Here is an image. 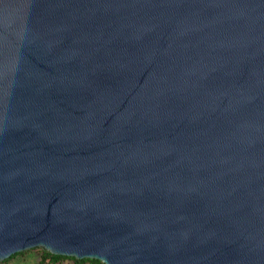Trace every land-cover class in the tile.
<instances>
[{
	"label": "water",
	"instance_id": "95a60500",
	"mask_svg": "<svg viewBox=\"0 0 264 264\" xmlns=\"http://www.w3.org/2000/svg\"><path fill=\"white\" fill-rule=\"evenodd\" d=\"M264 264V0H0V263Z\"/></svg>",
	"mask_w": 264,
	"mask_h": 264
},
{
	"label": "trees",
	"instance_id": "16d2710c",
	"mask_svg": "<svg viewBox=\"0 0 264 264\" xmlns=\"http://www.w3.org/2000/svg\"><path fill=\"white\" fill-rule=\"evenodd\" d=\"M29 253H36L39 256V261L37 264H64V263H70V264H103L97 260H88V259L76 260L73 258H68V257H63V256H55V255L50 254L49 252H44L40 249H34L31 251L15 254L12 257H10L8 260L4 261L3 263H7L8 261H10L11 259H13L15 257H19V256L23 257Z\"/></svg>",
	"mask_w": 264,
	"mask_h": 264
},
{
	"label": "rangeland",
	"instance_id": "374dc122",
	"mask_svg": "<svg viewBox=\"0 0 264 264\" xmlns=\"http://www.w3.org/2000/svg\"><path fill=\"white\" fill-rule=\"evenodd\" d=\"M39 261V256L36 253H29L25 256L21 257H15L8 261L7 263H0V264H37ZM64 264H70V263H64Z\"/></svg>",
	"mask_w": 264,
	"mask_h": 264
}]
</instances>
